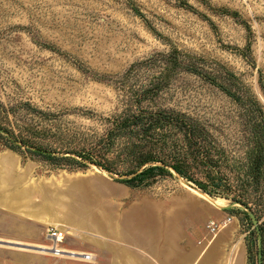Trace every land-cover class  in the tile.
I'll use <instances>...</instances> for the list:
<instances>
[{"label": "rangeland", "instance_id": "obj_1", "mask_svg": "<svg viewBox=\"0 0 264 264\" xmlns=\"http://www.w3.org/2000/svg\"><path fill=\"white\" fill-rule=\"evenodd\" d=\"M171 48L228 70L237 87L248 89L264 110V0H0V120L7 113L18 136V121L38 123L28 104L54 114L62 131L99 134L103 119L120 106L111 80L139 62L146 63L132 81L151 79L158 72L154 60ZM161 94L164 107L206 120L227 152L239 156L242 111L228 96L184 72L175 73ZM10 154L18 159V186L52 195L58 204L69 201L76 181L87 187L100 181L127 187L95 166L54 168L0 144V155ZM130 189L152 202L182 199L190 264L251 263L248 247L255 255L259 237L240 206L206 196L176 175ZM261 195L255 217L264 250V185ZM168 209H175L174 202ZM226 218L231 220L223 225ZM210 221L220 223L214 232L206 228ZM13 245L0 243V264L16 262Z\"/></svg>", "mask_w": 264, "mask_h": 264}, {"label": "trees", "instance_id": "obj_2", "mask_svg": "<svg viewBox=\"0 0 264 264\" xmlns=\"http://www.w3.org/2000/svg\"><path fill=\"white\" fill-rule=\"evenodd\" d=\"M158 55L154 60L158 72L151 79L138 84L132 81L146 63L139 62L111 80L118 89L120 106L103 119L99 134L62 131L54 114L26 104L38 123L18 121L17 136L5 113L0 120L1 146L54 168L95 166L130 188H145L157 179L176 175L202 193L238 202L256 215L264 185L262 106L248 89L237 87V78L222 67L211 68L203 59L175 48ZM178 72L200 78L239 106L238 124L243 128L239 156L227 152L206 120L161 104L162 91ZM261 89L264 96V84ZM249 247L250 264H263V248L259 258L258 246L255 255Z\"/></svg>", "mask_w": 264, "mask_h": 264}, {"label": "crops", "instance_id": "obj_3", "mask_svg": "<svg viewBox=\"0 0 264 264\" xmlns=\"http://www.w3.org/2000/svg\"><path fill=\"white\" fill-rule=\"evenodd\" d=\"M17 165L15 155H0V243L18 244L16 262L7 264H190L180 197L152 202L128 187L76 181L69 201L58 204L52 195L19 187ZM50 226L64 232L63 252L88 258L39 251L50 245L44 238Z\"/></svg>", "mask_w": 264, "mask_h": 264}, {"label": "built area", "instance_id": "obj_4", "mask_svg": "<svg viewBox=\"0 0 264 264\" xmlns=\"http://www.w3.org/2000/svg\"><path fill=\"white\" fill-rule=\"evenodd\" d=\"M230 220H231L230 218H226L222 224L226 225L227 222H230ZM219 227H220V223L214 221H210L206 225L207 230H209L210 232H214ZM64 236H65L64 232L58 230L56 227H51V226L48 227L44 232V238L47 242H49L50 245L47 247L38 248V250L41 252L49 253L54 256L66 254L59 247L64 239ZM66 255H69L70 257H84L86 259L88 258L87 255H82V256L75 254H66Z\"/></svg>", "mask_w": 264, "mask_h": 264}, {"label": "water", "instance_id": "obj_5", "mask_svg": "<svg viewBox=\"0 0 264 264\" xmlns=\"http://www.w3.org/2000/svg\"><path fill=\"white\" fill-rule=\"evenodd\" d=\"M111 175V174H110ZM112 177L114 178H117V176H114V175H111ZM181 179V178H180ZM183 180V179H182ZM204 194V193H203ZM206 195V194H205ZM208 196V195H206ZM210 198V197H209ZM229 206L233 207V206H240L242 209H244L246 211V213L251 217L252 219V223L253 225L256 227V231L258 232V237H259V240H258V249H259V258L261 257V234L259 233V230H258V227H257V219L255 217V215L250 211L249 208L245 207L244 205H241L239 204L238 202H230L228 204ZM13 245V244H11ZM12 247H18L17 245H13ZM23 249H33L34 248H29V247H24V246H21ZM36 250V249H35Z\"/></svg>", "mask_w": 264, "mask_h": 264}]
</instances>
